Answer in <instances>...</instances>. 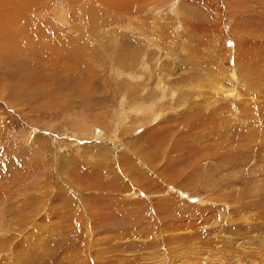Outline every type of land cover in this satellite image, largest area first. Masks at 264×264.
I'll use <instances>...</instances> for the list:
<instances>
[{
  "label": "rangeland",
  "instance_id": "1",
  "mask_svg": "<svg viewBox=\"0 0 264 264\" xmlns=\"http://www.w3.org/2000/svg\"><path fill=\"white\" fill-rule=\"evenodd\" d=\"M0 146V264H264V0H0Z\"/></svg>",
  "mask_w": 264,
  "mask_h": 264
},
{
  "label": "bare ground",
  "instance_id": "2",
  "mask_svg": "<svg viewBox=\"0 0 264 264\" xmlns=\"http://www.w3.org/2000/svg\"><path fill=\"white\" fill-rule=\"evenodd\" d=\"M3 33V32H2ZM4 34V33H3ZM6 38V37H5ZM16 39V38H15ZM41 42V41H40ZM6 43V42H5ZM9 45H11L10 43H9ZM38 44H35L34 42L33 43H31V46H37ZM7 48V47H6ZM43 48V46H42V44H40L39 43V49H42ZM171 65V64H170ZM1 147V146H0ZM184 264V263H183Z\"/></svg>",
  "mask_w": 264,
  "mask_h": 264
}]
</instances>
